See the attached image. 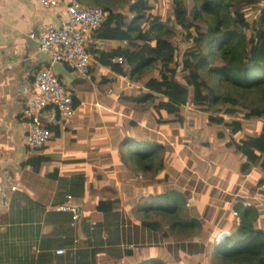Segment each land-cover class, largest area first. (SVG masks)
Masks as SVG:
<instances>
[{"label": "trees", "instance_id": "16d2710c", "mask_svg": "<svg viewBox=\"0 0 264 264\" xmlns=\"http://www.w3.org/2000/svg\"><path fill=\"white\" fill-rule=\"evenodd\" d=\"M190 1L193 4L188 0H172L173 10L166 18L154 15L150 0H132L129 14L113 16L111 6L97 5L104 9L107 17L96 32V39L129 40L131 44L126 50L102 51L100 59L115 72L129 75L133 84L138 85L135 95L125 96L128 103L150 102L145 109L128 107L129 111L143 118L151 113L157 124L180 127L185 125L187 107L208 114L210 126L223 128L214 134L218 140H223L224 131H228L225 145L243 160L241 174L244 178H259L264 187V125L250 136L245 124L253 119H264V8L252 21L247 9L264 0ZM176 27L192 42L182 64L174 44ZM117 58L123 61L113 63ZM246 93H258L260 98L257 102L242 101L240 98ZM237 106L246 109L243 119L234 117ZM223 114L231 117L225 119ZM47 128L53 137L42 148L59 137L56 127L47 125ZM133 128L136 134L128 130L118 136L114 146L118 160L124 168L134 167L135 171L152 172L156 176L165 167V159L172 149L156 135L153 138L142 135L145 129L140 126ZM32 166L38 172L43 166L41 158L32 160ZM78 179L75 185L83 186V179ZM155 183L154 180L146 182L151 186L146 205L142 204L145 196L135 199L137 217L129 216V206L125 210L128 215L120 212L115 207L117 200H100L96 211L104 216V221L91 224L84 217L81 219L86 244L77 245L74 234L73 246L77 250L67 253L68 261L97 264L98 254L105 253L118 262L134 257V264H191L188 260L194 261L195 256L200 259L194 264H206L210 256L214 260L212 264H264L263 203L248 198L245 193H241L246 197L244 200L215 194L213 198L222 197L216 202L222 207H215L211 205L212 198L192 195L178 187L162 190L155 188ZM249 185L247 182L245 187ZM260 194L264 198V191ZM246 199L250 200L248 206ZM140 215L145 218L153 215L166 221L167 231L160 222L141 221ZM71 228L77 232L79 225ZM144 230L151 234L164 232L162 239L167 243L149 245L151 252L142 253L140 247L146 241ZM224 232L228 234L218 242V236ZM129 246L132 248H127ZM158 246L162 247L163 254H156ZM174 248L175 261L169 254Z\"/></svg>", "mask_w": 264, "mask_h": 264}, {"label": "crops", "instance_id": "0c3cea01", "mask_svg": "<svg viewBox=\"0 0 264 264\" xmlns=\"http://www.w3.org/2000/svg\"><path fill=\"white\" fill-rule=\"evenodd\" d=\"M117 13L129 14L130 9L127 13L114 10L112 16ZM67 21L64 9L46 10L36 0H0V264H71L67 253L77 250L73 246L74 234L78 239L77 245L83 247L86 242L82 222H79V228L74 232L71 228L72 213L61 211V207L67 203V196L76 195L74 203L85 221L91 224L102 222L104 216L96 211V205L103 199L116 201L102 194L109 187L107 180L122 176L121 168H124L114 154L118 136L128 130L136 134L135 125L147 130H143L142 135L153 138L157 133L162 135L160 131L166 127L160 124L162 128L157 131L155 122L148 120L149 116H153L151 113L143 118L128 110L132 106L125 96L135 95L138 89L129 75L115 72L95 57L91 79L83 81L68 66L53 63L40 50L37 39L31 38L32 35H38L47 24L61 26ZM104 42L105 46L100 52L131 48L129 40ZM95 51V47L90 49L92 54ZM43 69L52 70L74 91L76 111L73 118L62 119L53 109H47L43 123L56 127L59 137L45 148L31 149L27 145L28 129L24 111L28 95L24 89L33 88L36 73ZM199 114L191 111L185 125L178 127L183 129L189 126L205 134L210 125L206 122L205 127L203 119L198 120ZM52 120H56L57 125L52 124ZM160 139L170 145L172 152L184 153L179 143L176 144V150L163 137ZM231 152L224 153L221 158L210 155L213 163L217 159L224 164L223 168H228L227 171L218 168L217 171L226 174L221 178L219 175V181L212 184L210 190L214 195L230 196L244 188L249 181L248 176L244 178L241 174L243 160ZM36 158H41L43 163L38 172L32 166V160ZM78 178L83 179V186L75 185ZM207 184H196V181L191 180L178 188L192 195H202L210 187ZM204 198L210 199L207 196ZM211 198L216 199L214 204L211 203L212 206L222 207V204L218 206L215 203L222 197ZM245 198L242 194L238 197ZM61 249L66 250V254L58 255L57 251ZM106 257L105 253H100L97 261Z\"/></svg>", "mask_w": 264, "mask_h": 264}, {"label": "rangeland", "instance_id": "374dc122", "mask_svg": "<svg viewBox=\"0 0 264 264\" xmlns=\"http://www.w3.org/2000/svg\"><path fill=\"white\" fill-rule=\"evenodd\" d=\"M84 4H90V5H109L111 6L115 11H123L125 13L128 12L129 7L132 3V0H82ZM189 4H193L190 0H188ZM150 3L154 5V15H161L162 17H169L171 15L173 6H172V0H150ZM101 7V6H99ZM264 8V2L258 5H253L250 6L248 9V18L250 21L257 19L258 15L260 14V11ZM174 44L175 48L180 55L179 58V63H183L184 59V54L185 52L192 46V42L188 38V36L185 34L184 31L176 27V35L174 38ZM182 66V65H180ZM260 98V94L258 93H246L244 97L242 96L240 99L245 102H257ZM130 106L135 107L136 109H145L146 107H149V103L137 105L136 103L129 102L128 103ZM226 108H231V106H226ZM235 109V116L236 118L243 119V115L246 112V109L243 106H237L234 108ZM191 109L187 107L184 111L185 116L191 114ZM208 114L206 113H201L198 115L199 118L198 120L203 119V124L205 127L207 126V116ZM225 119L227 117H231L229 114H223L221 115ZM201 117H205L201 118ZM148 120L151 122H155V130H160L162 127L160 124H157L155 121L154 117L149 116ZM188 121V119H187ZM148 123V122H147ZM188 123V122H187ZM247 127V135H254L257 134L259 129L264 125V119H253L251 121H248L245 123ZM161 127V128H160ZM168 127V128H167ZM217 129H223L220 126H215L211 125L209 128H206L205 134L201 132H196L194 129H191L189 126H185L183 129L179 128L177 124H171L169 126H166L164 129L160 131V133L163 135H160L157 133V137L161 138L163 137L166 141H168L171 145L172 148L174 146L176 147V144L179 143L180 147L182 146L184 148V153H176V152H171L169 154V157L165 159V167H163L162 170H160L156 176L152 172L150 173H144L142 171H135L134 167L131 168H121L123 173L121 174L122 176L117 175L116 177L109 178L107 181L109 182V187L106 192L103 193L102 195L111 199H116L118 200V204H116V208L120 210V212H125V210H128V206L131 207V213L130 217L136 216V209H137V203L135 202V199L137 197L145 196V199L143 201V205H146L147 202H149V194H148V188L151 186H147L146 182L154 180L157 181V184L155 183L154 187L165 190L170 187H184L188 183L191 182V180L196 181V184H200V182H205L210 184V187L204 190L202 195L207 196V197H215L214 194L211 193L210 188L213 187L212 184H214L216 181H219V178L223 177L225 174H223V171L220 174L218 170L219 167L222 168V170H228V168H223L221 162L213 161L210 160V155H216V157H220L224 153H232L233 149L227 148L225 145L226 141L228 140V131L225 130V138L223 140H217L215 139V133ZM211 130V133L209 131ZM209 133V134H208ZM167 137V138H166ZM180 138L179 142L178 139ZM203 138V139H202ZM185 140H188L187 143H185ZM178 144V145H179ZM220 145V147H219ZM196 146V147H195ZM198 146V147H197ZM178 150V148H175ZM115 155L117 153H114ZM225 156V155H224ZM223 156V157H224ZM181 158V160H180ZM215 157L213 158V160ZM180 160V161H179ZM203 162V163H202ZM231 162V160H230ZM181 163V164H180ZM184 163V164H183ZM217 165V166H216ZM195 168L197 169L195 171ZM208 170L210 172H208ZM194 172V173H193ZM206 175H209V177H206ZM262 178V175H260ZM225 177V176H224ZM247 178V176H246ZM260 180L259 178H253L249 177L248 183L250 184L248 188H242L240 190H236L235 193L230 194V196L234 197V200L238 199L239 195L241 196V193L247 194L248 198L252 199H257L259 202L264 204V198L260 194V191H264V187L260 185ZM207 184V185H208ZM222 184V183H221ZM220 184V186H221ZM187 187V186H186ZM200 187V186H199ZM242 191V192H241ZM207 192L208 194H206ZM214 192V191H213ZM211 193V194H210ZM196 194V193H195ZM100 195V194H99ZM213 201H216V199L212 200L211 203L214 204ZM250 202V200H249ZM249 202L245 200V205L248 206ZM216 203V202H215ZM212 205V204H211ZM189 209V206H187ZM127 214V213H126ZM128 215V214H127ZM137 217V216H136ZM141 221H147V222H160L163 225L164 230L167 231L168 225L166 221L157 218L155 216H151L150 218H145L143 215L139 216ZM104 221V220H103ZM145 233V245L140 247V250H143L142 253H148L151 252V247L157 246V245H165V240L162 239V233L158 234H151L150 232L144 230ZM227 235V232H225ZM222 233L221 235L218 236L217 241L219 242L222 240L225 236ZM107 234L112 235V233L107 232ZM144 235V234H143ZM106 236V233L105 235ZM127 248H132V247H127ZM156 248V247H155ZM162 247H159L155 249L156 254L161 252L163 254L164 252L161 250ZM136 249V248H135ZM137 250V249H136ZM136 252V251H135ZM176 249H173V252H170V256L174 261L177 259V254L175 253ZM107 259L101 258L100 260L97 261V264H134V257L133 258H125L123 261H111V258L109 255L106 257ZM187 261V258L184 257ZM200 259V256H195L192 259H189V263L194 264L195 261H198ZM214 263L213 257L210 256L206 260V264H212Z\"/></svg>", "mask_w": 264, "mask_h": 264}, {"label": "built area", "instance_id": "2783aa9c", "mask_svg": "<svg viewBox=\"0 0 264 264\" xmlns=\"http://www.w3.org/2000/svg\"><path fill=\"white\" fill-rule=\"evenodd\" d=\"M36 1L46 10L64 9L68 21L61 26L47 24L38 35H32L31 38L37 39L40 50L53 63L68 66L83 81L90 80L93 59L100 58V49L105 46V42L95 36L107 17L104 9L83 4L79 0ZM92 47L96 50L93 54L90 52ZM122 61L123 58L112 60L113 63ZM24 92L28 95L24 111L28 129L27 145L31 149H40L53 137L52 131L43 123L44 113L47 109H53L59 118H73L76 111L75 93L50 69L36 73L33 88L26 87ZM51 123L57 125L56 120ZM61 211L72 213V227H76L83 218L71 195L67 196V203L61 207ZM66 252L61 249L57 254L64 255Z\"/></svg>", "mask_w": 264, "mask_h": 264}, {"label": "water", "instance_id": "95a60500", "mask_svg": "<svg viewBox=\"0 0 264 264\" xmlns=\"http://www.w3.org/2000/svg\"><path fill=\"white\" fill-rule=\"evenodd\" d=\"M224 236H226V235H224Z\"/></svg>", "mask_w": 264, "mask_h": 264}]
</instances>
